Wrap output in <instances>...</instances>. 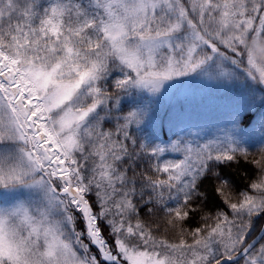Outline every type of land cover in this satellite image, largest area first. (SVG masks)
Returning a JSON list of instances; mask_svg holds the SVG:
<instances>
[{"label":"snow or ice","instance_id":"snow-or-ice-1","mask_svg":"<svg viewBox=\"0 0 264 264\" xmlns=\"http://www.w3.org/2000/svg\"><path fill=\"white\" fill-rule=\"evenodd\" d=\"M0 264H264V0H0Z\"/></svg>","mask_w":264,"mask_h":264}]
</instances>
